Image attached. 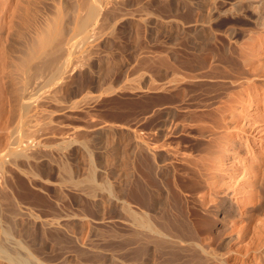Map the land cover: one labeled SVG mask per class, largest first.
Returning a JSON list of instances; mask_svg holds the SVG:
<instances>
[{
    "label": "rangeland",
    "instance_id": "obj_1",
    "mask_svg": "<svg viewBox=\"0 0 264 264\" xmlns=\"http://www.w3.org/2000/svg\"><path fill=\"white\" fill-rule=\"evenodd\" d=\"M223 1L103 0L71 46L80 0H0V264H264V27Z\"/></svg>",
    "mask_w": 264,
    "mask_h": 264
},
{
    "label": "bare ground",
    "instance_id": "obj_2",
    "mask_svg": "<svg viewBox=\"0 0 264 264\" xmlns=\"http://www.w3.org/2000/svg\"><path fill=\"white\" fill-rule=\"evenodd\" d=\"M80 1H81L80 11H79L80 13L75 17L74 26L72 28L75 33L68 35V37L64 41V43L69 44L71 46H74V45L77 46V44L79 42L81 43L82 41H84V42L88 41L87 38L89 39V37H90L89 35H91L90 33L92 32V30H91V32L89 31L90 33L88 32L90 26L92 25L91 26V28H92L93 24L94 25H95V23L97 24L99 16H101L100 14L102 13V10H104V8H102L103 6L101 4L102 3L101 1H103V0H80ZM17 2H18V0H12V5L16 4ZM104 3H106V2H104ZM228 3H229V5H228ZM210 14H212V16H214L213 19H215V21H216L215 25H217L220 28L221 27L223 28L224 26H226L225 32H227V36L229 37V39L231 41L233 40L235 42H238L239 41L238 39H240L239 36L241 34L238 31L239 27L237 29V26H236L238 23L240 25H242V24H247L249 22H253L257 25H260L261 27L262 26L264 27V0H236L235 2L223 1V3H221L220 6H217L213 10V12H210ZM100 21H101V19H100ZM100 21H98V23ZM231 23H233L235 25H233ZM95 26H98V25H95ZM220 28H218V29H220ZM242 28H243V26H242ZM52 40H53V34L50 32V26L48 25L44 29L40 30L36 34V36L34 37V39L32 41V45L29 48L28 55L23 58L22 62L19 65L20 69H22L24 72L29 73L30 68H32V66H31L32 60L34 58L39 57L40 54H45L44 48L48 47V45L51 43ZM69 51H70V48L68 46H65L60 50V54H59L58 58L52 57V58H49L48 60H44V61L40 62V65H38L35 68V71L33 73H30L29 77H27V76L25 77V79H27V80H25V83H26V81H29V78L33 74H35V76H37V77L40 76V74L42 73L41 71H50V74H49V77L47 78V81L52 80L56 75H58L59 73H61L64 70L65 62H66L65 58L69 55L68 54ZM46 54H47V56H51V55L54 56V53L52 51H51V53L48 52ZM241 55H242V53H241ZM245 63H246V61H245ZM263 66H264V64H263ZM246 71H247V69H246ZM250 73H252V72H250ZM250 73L248 72V74H250ZM245 74H246V72H245ZM256 74L254 73L255 76H256ZM250 76H253V75L252 74L249 76L247 75V76H245V78L249 80V79H251ZM263 76H264V74H263ZM255 82H256V80H255ZM27 84L28 83H26V87H27ZM26 87L24 89L22 88L23 90H21L22 93L20 94V96L24 101L27 102V101H29L28 99L30 98L31 95L28 94L29 89H27V88H29V87H27V88ZM26 258L24 257V259H22L23 262L21 260H20V262L22 264L26 263L27 262ZM27 260H28V258H27ZM29 262H30V260H29Z\"/></svg>",
    "mask_w": 264,
    "mask_h": 264
},
{
    "label": "water",
    "instance_id": "obj_3",
    "mask_svg": "<svg viewBox=\"0 0 264 264\" xmlns=\"http://www.w3.org/2000/svg\"><path fill=\"white\" fill-rule=\"evenodd\" d=\"M26 264H29L28 261L26 262Z\"/></svg>",
    "mask_w": 264,
    "mask_h": 264
}]
</instances>
